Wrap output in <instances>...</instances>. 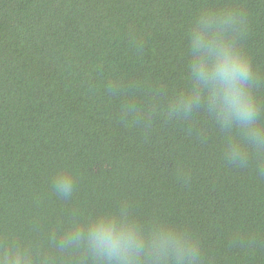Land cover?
<instances>
[{
    "label": "trees",
    "instance_id": "1",
    "mask_svg": "<svg viewBox=\"0 0 264 264\" xmlns=\"http://www.w3.org/2000/svg\"><path fill=\"white\" fill-rule=\"evenodd\" d=\"M224 7L239 14L232 38L264 104V0H0V241L29 246L35 264H93L55 239L126 206L191 233L200 264H264L255 161L225 159L206 109L167 115L191 87L187 33ZM61 171L75 181L66 200L51 186Z\"/></svg>",
    "mask_w": 264,
    "mask_h": 264
},
{
    "label": "clouds",
    "instance_id": "2",
    "mask_svg": "<svg viewBox=\"0 0 264 264\" xmlns=\"http://www.w3.org/2000/svg\"><path fill=\"white\" fill-rule=\"evenodd\" d=\"M238 15L224 7L202 10L195 19L186 36L191 87L170 99L167 115L190 119L196 110L206 109L227 134L225 159L238 166L255 161L264 175V104L253 94L254 69L232 38ZM124 111L133 118L139 115L132 103ZM233 130L238 136L231 135ZM51 186L65 200L75 191L73 177L64 171L52 178ZM55 243L61 250L84 249L93 264H200L202 256L196 238L184 228L159 220L142 223L126 206L84 223L74 219ZM35 260L29 246L7 237L0 241V264Z\"/></svg>",
    "mask_w": 264,
    "mask_h": 264
}]
</instances>
